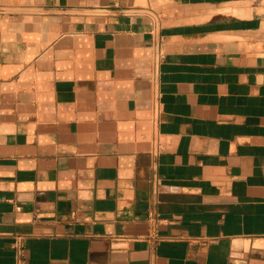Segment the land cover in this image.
I'll list each match as a JSON object with an SVG mask.
<instances>
[{
  "label": "crops",
  "instance_id": "1",
  "mask_svg": "<svg viewBox=\"0 0 264 264\" xmlns=\"http://www.w3.org/2000/svg\"><path fill=\"white\" fill-rule=\"evenodd\" d=\"M20 257L264 264V0H0V264Z\"/></svg>",
  "mask_w": 264,
  "mask_h": 264
},
{
  "label": "built area",
  "instance_id": "2",
  "mask_svg": "<svg viewBox=\"0 0 264 264\" xmlns=\"http://www.w3.org/2000/svg\"><path fill=\"white\" fill-rule=\"evenodd\" d=\"M17 264H23L22 258L20 257L19 260L17 261Z\"/></svg>",
  "mask_w": 264,
  "mask_h": 264
},
{
  "label": "bare ground",
  "instance_id": "3",
  "mask_svg": "<svg viewBox=\"0 0 264 264\" xmlns=\"http://www.w3.org/2000/svg\"><path fill=\"white\" fill-rule=\"evenodd\" d=\"M230 7H231V6H230ZM222 8H223V7H222ZM231 8H232V7H231ZM231 8H230V9H231ZM238 8H239V7H238ZM243 8H244V7H243ZM232 9H233V8H232ZM223 10H224V9H223ZM236 10H237V9H236ZM248 11H249V10H248ZM233 15H234V14H233ZM247 15H248V14H247Z\"/></svg>",
  "mask_w": 264,
  "mask_h": 264
}]
</instances>
